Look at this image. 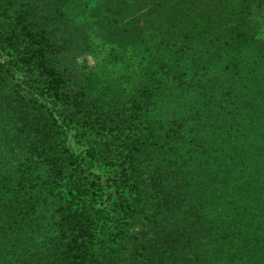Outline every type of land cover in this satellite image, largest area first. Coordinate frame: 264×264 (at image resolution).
Listing matches in <instances>:
<instances>
[{
  "label": "trees",
  "instance_id": "1",
  "mask_svg": "<svg viewBox=\"0 0 264 264\" xmlns=\"http://www.w3.org/2000/svg\"><path fill=\"white\" fill-rule=\"evenodd\" d=\"M256 12L0 0V264H264ZM91 36L143 68L83 69Z\"/></svg>",
  "mask_w": 264,
  "mask_h": 264
},
{
  "label": "rangeland",
  "instance_id": "2",
  "mask_svg": "<svg viewBox=\"0 0 264 264\" xmlns=\"http://www.w3.org/2000/svg\"><path fill=\"white\" fill-rule=\"evenodd\" d=\"M252 21L260 28L256 38L260 42H264V12H256L252 17ZM91 45L90 50L83 52L79 56L78 61L83 69H121V73H126L125 76H129L143 68L142 54L138 52L135 45L125 44L122 47H112V54L107 48L111 45L108 43L103 44L102 40L97 36H91ZM255 49L257 50V48ZM256 50L251 51L252 56H256ZM258 52L262 53L263 51L258 50ZM244 65L245 68L252 67L250 63ZM261 69H264V66ZM16 77L20 81V74H16ZM68 136L70 137V135Z\"/></svg>",
  "mask_w": 264,
  "mask_h": 264
}]
</instances>
